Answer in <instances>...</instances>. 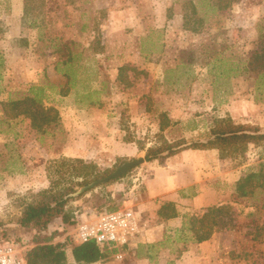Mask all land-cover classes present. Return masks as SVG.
<instances>
[{
  "label": "rangeland",
  "instance_id": "rangeland-1",
  "mask_svg": "<svg viewBox=\"0 0 264 264\" xmlns=\"http://www.w3.org/2000/svg\"><path fill=\"white\" fill-rule=\"evenodd\" d=\"M36 88L43 107L56 109L57 123L44 132L22 116L0 123V243L23 244L24 253L36 233L19 224L26 207L60 188L73 185L64 211L80 222L134 210L143 168L173 156L69 195L149 149L205 140L216 119L264 130V0H0V103ZM94 136L109 140L98 160L70 157L75 144L88 147ZM209 151L219 175L211 186L224 195L214 205L224 208V229L199 244L188 228L167 230L138 249L139 258L149 256L143 264H264V188L243 198L236 192L242 177L264 165V147L226 158ZM68 229L60 217L40 235L62 242ZM127 247L115 248L122 260L113 253L96 264H138Z\"/></svg>",
  "mask_w": 264,
  "mask_h": 264
},
{
  "label": "trees",
  "instance_id": "trees-1",
  "mask_svg": "<svg viewBox=\"0 0 264 264\" xmlns=\"http://www.w3.org/2000/svg\"><path fill=\"white\" fill-rule=\"evenodd\" d=\"M41 91L42 89L36 88L35 91H32V96L0 103V123L4 122V116L6 115L12 118L22 116L29 121L30 127L37 132H44L48 126L57 123L58 113L56 109L45 108L41 104L39 99ZM3 132L0 127V133ZM249 145L264 147V130L245 129L242 126L233 124L229 118L216 119L215 126L205 140L185 141L183 139L173 143H164L158 148L149 149L145 156V162H151L158 158H169L188 150L218 149L222 157L226 158L243 154ZM78 163L80 164V161ZM125 175L110 182L117 181ZM82 182L76 185L85 184L86 179ZM261 188H264V165H260L257 171L249 172L236 183L237 197L243 198L247 194H251L253 190ZM53 190L54 187L45 191L44 194L52 193ZM71 192H73V185L64 186L59 189L58 193L47 196L44 201L26 207L19 224L23 229H30L36 232L30 241L33 246L28 251H25V258L28 264H64L67 260L66 252L68 250L74 261L73 263L76 264H95L115 253V250L101 251L92 241L78 246L73 245L69 236H67L65 241L57 243H52L49 238L41 237V232L57 218H62L63 223L69 226L68 230L74 229L80 223L76 214L72 217V215L64 211L67 203L72 200L70 198L65 199V197ZM165 209H168V205L161 207L158 211V216L164 217ZM223 213L225 211L221 206L209 207L205 209L201 217H189L187 222L183 224L182 229L188 228L192 232L195 243L205 242L211 238L214 232L224 229L221 220ZM187 224L188 227H186ZM5 242L18 244L20 247L25 246L15 241Z\"/></svg>",
  "mask_w": 264,
  "mask_h": 264
},
{
  "label": "crops",
  "instance_id": "crops-1",
  "mask_svg": "<svg viewBox=\"0 0 264 264\" xmlns=\"http://www.w3.org/2000/svg\"><path fill=\"white\" fill-rule=\"evenodd\" d=\"M103 142L109 144V140L102 139V136L101 138L94 136L88 147L81 145L77 147L75 144L71 148L74 155L70 157L98 160L99 150L105 147V144L102 145ZM132 145V143H124L123 149L130 150ZM117 148L121 149L122 144L119 143ZM209 154V150H188L167 159L162 166L158 163H149L143 168L147 174L137 179L140 181L141 178V183L131 196L134 210L140 216V230L129 241L127 249L125 248V253L135 258L136 263L143 264L149 261V256L139 258L141 247L161 241L167 230L180 229L185 217L198 216L224 198L219 190L211 186V179L219 175H215L217 171L212 172L210 169L207 162ZM164 205H168V209L164 210L165 216H158V211ZM67 258L74 262L71 255L70 257L67 255Z\"/></svg>",
  "mask_w": 264,
  "mask_h": 264
},
{
  "label": "built area",
  "instance_id": "built-area-1",
  "mask_svg": "<svg viewBox=\"0 0 264 264\" xmlns=\"http://www.w3.org/2000/svg\"><path fill=\"white\" fill-rule=\"evenodd\" d=\"M136 211L122 208L104 212L78 223L70 234L74 245L94 242L101 251H114L116 247H126L140 230ZM116 260H122L119 252ZM0 264H28L24 248L12 242L0 243Z\"/></svg>",
  "mask_w": 264,
  "mask_h": 264
},
{
  "label": "water",
  "instance_id": "water-1",
  "mask_svg": "<svg viewBox=\"0 0 264 264\" xmlns=\"http://www.w3.org/2000/svg\"><path fill=\"white\" fill-rule=\"evenodd\" d=\"M145 163H146L145 158L142 156H139L136 159H132L130 161H126L122 165L116 167L114 171L107 177H104L100 180L93 181L92 183H89L88 185L79 188L77 191L70 194L69 197H72V198L78 197L91 189H94L100 185L107 184L114 179L120 178L121 176L128 173L130 170L135 169Z\"/></svg>",
  "mask_w": 264,
  "mask_h": 264
}]
</instances>
